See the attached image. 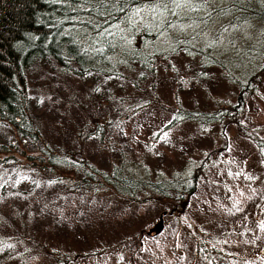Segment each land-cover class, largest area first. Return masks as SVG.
<instances>
[{"label":"rangeland","instance_id":"1","mask_svg":"<svg viewBox=\"0 0 264 264\" xmlns=\"http://www.w3.org/2000/svg\"><path fill=\"white\" fill-rule=\"evenodd\" d=\"M252 58L254 68L258 58ZM185 60L175 55L173 70L159 71L162 81L153 95L161 105L150 104L117 124L111 108L91 111L82 91L89 84L87 78L80 82L62 76L70 88L61 83L51 95L47 91L54 88L55 76L40 73L29 80L32 102L42 100L33 111L35 120L49 142L71 145L79 157L103 172L122 162L124 172L143 179L175 177L187 188L193 176L194 186L175 199H153L148 196L155 193L144 187L129 200L116 196L109 186L85 188L80 198L53 190L48 198L47 190L29 192L27 187L12 204L22 225L30 226L32 236L51 253L33 249L25 264H54L53 258L64 264H264V145L253 144L243 133L254 132L264 140V74L254 91L242 92L234 108L236 89L231 80L216 70L207 82L189 79ZM42 64L39 72H54ZM246 77L238 75L240 84ZM173 78H178V85ZM122 89L128 91L129 85ZM177 102L206 111L211 119L180 121L160 130ZM94 114L107 118L100 139L95 130L87 133L92 127L87 115ZM83 120L85 125L78 128ZM0 141L5 139L0 136ZM58 174L66 184L78 179L72 171ZM9 209L2 202L0 211L6 214ZM2 220L0 214V232Z\"/></svg>","mask_w":264,"mask_h":264},{"label":"trees","instance_id":"2","mask_svg":"<svg viewBox=\"0 0 264 264\" xmlns=\"http://www.w3.org/2000/svg\"><path fill=\"white\" fill-rule=\"evenodd\" d=\"M175 55L186 59L189 79L207 82L216 70L231 80L236 89L233 107L239 106L242 92L254 91L264 74V0H189L179 6L173 0H0V136L6 141H0V208L2 202L11 208L6 214L0 211L4 219L0 264H25L33 249L51 253L32 236L30 226L22 225L12 204L27 187L29 192L38 187L43 194L47 190L48 198L52 190L80 198L83 189L101 186L126 200L135 199L144 187L155 193L148 197L161 199L190 192L193 176L184 188V181L175 177L147 180L124 172L122 162L103 172L79 157L71 145L49 142L33 112L42 100L32 102L28 86L40 73L55 76L54 88L47 91L51 95L61 83L70 88L62 76L80 82L87 78L89 84L82 91L91 111L109 107L117 124L150 104L161 105L153 91L162 81L159 71L173 70ZM255 55L258 66L253 68ZM43 62L54 72H39ZM241 73L247 74L243 85L238 79ZM171 80L178 85V78ZM126 84L128 91L122 89ZM103 99L106 103L100 105ZM76 103L83 108L82 101ZM87 117L92 121L87 133L95 130V137L102 138L105 115ZM207 117L211 119L208 112L177 102L160 130L180 121L203 123ZM84 125L85 120L78 128ZM243 133L253 144L264 145L254 132ZM60 170L75 172L78 179L66 184L58 178ZM53 262L64 264L57 258Z\"/></svg>","mask_w":264,"mask_h":264},{"label":"snow or ice","instance_id":"3","mask_svg":"<svg viewBox=\"0 0 264 264\" xmlns=\"http://www.w3.org/2000/svg\"><path fill=\"white\" fill-rule=\"evenodd\" d=\"M173 2L176 3L179 6V4L187 3V2H189V0H173Z\"/></svg>","mask_w":264,"mask_h":264},{"label":"water","instance_id":"4","mask_svg":"<svg viewBox=\"0 0 264 264\" xmlns=\"http://www.w3.org/2000/svg\"><path fill=\"white\" fill-rule=\"evenodd\" d=\"M149 233H152V231H150Z\"/></svg>","mask_w":264,"mask_h":264}]
</instances>
